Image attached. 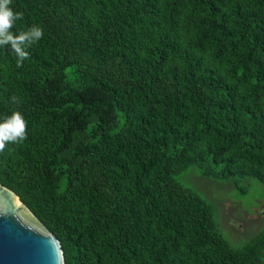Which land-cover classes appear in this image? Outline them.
<instances>
[{
    "label": "trees",
    "instance_id": "1",
    "mask_svg": "<svg viewBox=\"0 0 264 264\" xmlns=\"http://www.w3.org/2000/svg\"><path fill=\"white\" fill-rule=\"evenodd\" d=\"M43 38L0 48V120L26 141L0 184L58 239L66 264H264L175 181L264 184V0H12ZM15 97V102L12 101Z\"/></svg>",
    "mask_w": 264,
    "mask_h": 264
},
{
    "label": "rangeland",
    "instance_id": "2",
    "mask_svg": "<svg viewBox=\"0 0 264 264\" xmlns=\"http://www.w3.org/2000/svg\"><path fill=\"white\" fill-rule=\"evenodd\" d=\"M216 208L222 232L234 247L245 246L264 229V184L253 178L203 179L196 167L175 177Z\"/></svg>",
    "mask_w": 264,
    "mask_h": 264
},
{
    "label": "water",
    "instance_id": "3",
    "mask_svg": "<svg viewBox=\"0 0 264 264\" xmlns=\"http://www.w3.org/2000/svg\"><path fill=\"white\" fill-rule=\"evenodd\" d=\"M0 264H66L58 239L19 196L1 184Z\"/></svg>",
    "mask_w": 264,
    "mask_h": 264
},
{
    "label": "clouds",
    "instance_id": "4",
    "mask_svg": "<svg viewBox=\"0 0 264 264\" xmlns=\"http://www.w3.org/2000/svg\"><path fill=\"white\" fill-rule=\"evenodd\" d=\"M12 0H0V48L10 45V51L16 57V67H23V62L29 58L28 49L43 38V29L32 25L27 30L14 33L18 20L23 19V13L16 12L10 7ZM16 98L12 97L15 102ZM27 121L20 111H12L0 120V153H3L8 144L19 145L26 141Z\"/></svg>",
    "mask_w": 264,
    "mask_h": 264
}]
</instances>
